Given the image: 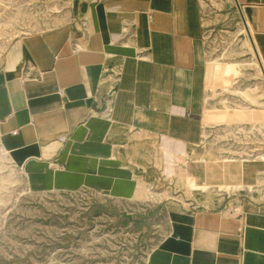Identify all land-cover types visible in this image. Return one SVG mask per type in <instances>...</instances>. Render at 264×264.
<instances>
[{
    "label": "crops",
    "instance_id": "obj_1",
    "mask_svg": "<svg viewBox=\"0 0 264 264\" xmlns=\"http://www.w3.org/2000/svg\"><path fill=\"white\" fill-rule=\"evenodd\" d=\"M233 1L71 0L65 21L18 39L0 72V134L29 187L51 186L61 168L86 189L149 200L138 186L153 178L146 167L136 175L141 164L153 154L165 168L168 142L189 145L197 186L188 208L133 215L139 232L155 217L166 225L143 264H264V134L256 145L243 130L264 125L252 117L264 112L263 87L240 75L253 64L264 78V0ZM234 7L255 59L248 51L227 62L239 71L230 85L209 78L208 26ZM210 84L239 92L212 95ZM232 134L246 143L226 142ZM110 212L125 217L98 215Z\"/></svg>",
    "mask_w": 264,
    "mask_h": 264
},
{
    "label": "rangeland",
    "instance_id": "obj_2",
    "mask_svg": "<svg viewBox=\"0 0 264 264\" xmlns=\"http://www.w3.org/2000/svg\"><path fill=\"white\" fill-rule=\"evenodd\" d=\"M70 3L71 0H0V72L18 39L57 27L69 14ZM231 11L233 14L228 17L225 14L214 30L208 26L209 78L215 82H230V85L239 71L237 63L227 62L237 61L239 55L248 51L255 59L241 16L234 12L235 7ZM254 68L253 64H248L241 78L247 86L263 87L264 96V78L260 69L257 73ZM217 86L209 85L212 95L239 92L222 87L218 90ZM245 96L251 99L248 93ZM252 117L264 121V112ZM249 123L243 124L245 133H253V137L246 134L247 143L257 145L261 140L259 135L264 134V125ZM222 137L220 141L215 139V143L223 145ZM151 138L158 145L159 139ZM225 139L229 143V140L235 141V145L246 143L239 134L226 135ZM129 144L137 148L135 138L131 137ZM166 147L165 168L152 154L147 165L141 164L140 173L136 172L142 177L145 175L143 167H146V176L153 178L147 179L145 194L148 196L144 195L149 200H143V196H139V200H127L86 189L75 178L65 176L61 168L55 174L56 183L51 186L29 187L27 174L14 154L6 149L0 134V264H143L149 251L165 234L166 225L162 223L164 219L155 217L145 232H139L140 218L133 217L134 213L150 208L156 211L166 208L167 212L186 209L194 198L191 188L196 189L195 185H189L188 179L189 145L172 146L168 142ZM157 155L163 158L164 154ZM237 155L240 152L225 154L221 160ZM177 156L179 169L172 159ZM104 208L123 213L125 217H111L113 212L99 216ZM145 220L147 218L141 222Z\"/></svg>",
    "mask_w": 264,
    "mask_h": 264
},
{
    "label": "bare ground",
    "instance_id": "obj_3",
    "mask_svg": "<svg viewBox=\"0 0 264 264\" xmlns=\"http://www.w3.org/2000/svg\"><path fill=\"white\" fill-rule=\"evenodd\" d=\"M243 27H244V29H245V31L247 32V33H249V30L243 25ZM251 42V41H250ZM252 44V43H251ZM264 69V68H263ZM188 172V171H187ZM188 179H189V185H191L192 184V182H193V184L192 185H195V186H197L196 185V180H195V182H194V180L192 181V179H191V174L190 173H188ZM187 181V180H186ZM138 188H139V192H143V191H146V187L143 185V184H139V186H138Z\"/></svg>",
    "mask_w": 264,
    "mask_h": 264
}]
</instances>
